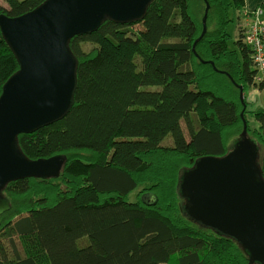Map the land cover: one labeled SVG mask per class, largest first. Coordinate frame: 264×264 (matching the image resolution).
Masks as SVG:
<instances>
[{
    "label": "trees",
    "instance_id": "obj_1",
    "mask_svg": "<svg viewBox=\"0 0 264 264\" xmlns=\"http://www.w3.org/2000/svg\"><path fill=\"white\" fill-rule=\"evenodd\" d=\"M45 1L4 0L0 15ZM207 4L213 28L194 48ZM242 12L252 13L244 0H154L143 19H106L70 40L73 107L18 136L27 157L65 161L54 176L2 191L9 209L0 215V264H248L238 241L189 217L179 192L185 169L224 156L243 131L240 87L264 90L242 26L230 44L229 24ZM18 69L0 29V95ZM254 117L264 174V108Z\"/></svg>",
    "mask_w": 264,
    "mask_h": 264
},
{
    "label": "water",
    "instance_id": "obj_2",
    "mask_svg": "<svg viewBox=\"0 0 264 264\" xmlns=\"http://www.w3.org/2000/svg\"><path fill=\"white\" fill-rule=\"evenodd\" d=\"M152 1L46 0L17 17L0 15V29L19 63L0 95V215L9 209L2 191L10 182L54 176L62 169V155L27 157L18 136L60 120L73 107L78 63L70 40L97 30L106 19L118 23L143 19ZM208 8L194 48L206 32ZM259 151L244 122L227 154L199 158L183 171L179 182L189 217L238 241L248 264H264V174Z\"/></svg>",
    "mask_w": 264,
    "mask_h": 264
},
{
    "label": "rangeland",
    "instance_id": "obj_3",
    "mask_svg": "<svg viewBox=\"0 0 264 264\" xmlns=\"http://www.w3.org/2000/svg\"><path fill=\"white\" fill-rule=\"evenodd\" d=\"M1 3H4V0H0ZM199 5L200 3L195 1L194 2V10L195 12H199ZM208 5V4H207ZM207 7V6H206ZM206 11V10H205ZM238 12L235 11V15L234 17H237ZM208 16V14H207ZM264 20V13L262 14L261 17ZM255 20V15H252V13H247V12H242L241 14V18L239 19V24L237 23V19L235 18L232 22H230L229 24V31L231 33V39H230V44L233 46V41L236 40L237 35H238V26H242L244 28V31L248 30V26L247 23L254 21ZM135 28H140L141 25L140 24H135L134 26ZM114 28L112 25H109L108 27H106L105 31L107 32H114ZM206 28L208 30H211L213 28V25L211 24H207V18H206ZM251 90L256 91L255 95L251 94ZM239 91V90H238ZM241 91V88H240ZM260 93V95H259ZM240 99H241V93H240ZM241 102H243L244 106L243 109L245 110L246 113V120L247 121H243L246 124V128H247V134L249 137H258V135L255 133L254 129H255V125H256V119L254 117V111L258 110L259 108H264V90H259L257 88L254 87H249L247 88L245 91L243 90V99H241ZM247 122V123H246ZM232 130H235L233 128H230ZM236 132H233V134H231L230 132L228 133V137H229V141L232 139V137L234 136ZM254 136V137H253ZM258 145L260 146V139L258 140ZM261 149V146H260ZM3 194V192H2ZM5 196V194H3ZM134 196V198H137V191L135 193L132 194ZM131 200H133V198H131Z\"/></svg>",
    "mask_w": 264,
    "mask_h": 264
},
{
    "label": "built area",
    "instance_id": "obj_4",
    "mask_svg": "<svg viewBox=\"0 0 264 264\" xmlns=\"http://www.w3.org/2000/svg\"><path fill=\"white\" fill-rule=\"evenodd\" d=\"M262 8L252 11L255 20L247 23L248 30L245 31V41L253 51V60L257 70L256 81L264 78V20L261 18Z\"/></svg>",
    "mask_w": 264,
    "mask_h": 264
},
{
    "label": "crops",
    "instance_id": "obj_5",
    "mask_svg": "<svg viewBox=\"0 0 264 264\" xmlns=\"http://www.w3.org/2000/svg\"><path fill=\"white\" fill-rule=\"evenodd\" d=\"M263 5L264 0H244V11H254L257 8H262L264 13ZM251 94L255 95L256 91L251 90Z\"/></svg>",
    "mask_w": 264,
    "mask_h": 264
}]
</instances>
